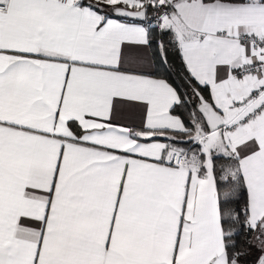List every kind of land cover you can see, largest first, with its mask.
Instances as JSON below:
<instances>
[{"label":"snow or ice","instance_id":"obj_1","mask_svg":"<svg viewBox=\"0 0 264 264\" xmlns=\"http://www.w3.org/2000/svg\"><path fill=\"white\" fill-rule=\"evenodd\" d=\"M0 264H264V0H0Z\"/></svg>","mask_w":264,"mask_h":264}]
</instances>
